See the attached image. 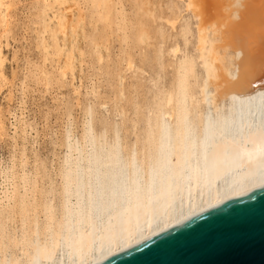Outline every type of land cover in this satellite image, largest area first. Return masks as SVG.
<instances>
[{
	"label": "bare ground",
	"instance_id": "6f19581e",
	"mask_svg": "<svg viewBox=\"0 0 264 264\" xmlns=\"http://www.w3.org/2000/svg\"><path fill=\"white\" fill-rule=\"evenodd\" d=\"M41 1L33 22L40 25L35 33L44 64L50 60L63 79L74 74L77 59L91 57L99 72L117 81L112 83L117 96L107 97H116L120 121L104 123L103 117L97 129L99 119L94 121L89 105L82 136L71 128L63 136L66 153L56 169L59 179L49 177L47 187L25 172L17 177V168L16 175L7 174L10 187L0 198V264H96L264 185V0H173L168 11L156 0ZM8 9L7 0H0L4 26ZM115 34L118 60L111 48ZM169 37L173 42L165 47ZM3 56L0 48L1 66ZM148 66L151 102L146 96V104H140L142 97L138 103L131 99L135 107L128 112L122 103L130 99L126 72H132L139 87ZM2 118L0 113L5 131Z\"/></svg>",
	"mask_w": 264,
	"mask_h": 264
},
{
	"label": "rangeland",
	"instance_id": "374dc122",
	"mask_svg": "<svg viewBox=\"0 0 264 264\" xmlns=\"http://www.w3.org/2000/svg\"><path fill=\"white\" fill-rule=\"evenodd\" d=\"M34 1L33 0L32 1L31 0H7V2L9 3V9H8V20L9 21L7 22V25H5V26L0 24V33H1V35H0V48L2 49V52L4 55L2 66L0 65V68H1L0 70L3 72V76L0 77V81H1L0 82V113L3 117L2 119H3V122L5 123L4 125H6V128H5V126H3V128H5V131H4V129H0V198H2L3 188H5L6 185H7V187L8 186L10 187V185L8 183L10 181L5 180L7 178L6 177L7 174H9L11 176V174L14 173L16 175V173H17V177H18L19 175L21 176V174H23L25 172L31 178L37 177L39 179L40 183L43 182L44 184H46L45 185L46 187L49 186V182H50V181H48L49 177L51 179H54V180L57 179V181H58L59 177L56 178V169H58V167H59L58 165H60V163H62L64 156H65V153H66V148H65L64 142L67 140L66 138L68 136V133L71 131V129H72L71 132H73L74 135L78 134L79 138L82 136L83 131H84L83 129H85V126H86L85 122H87V120H85V119H87V117H88L87 110L92 108L89 105L93 106L92 109L94 111V121L96 119H99V120H96L97 125L95 124L96 121L94 122L95 126H98V127H96L97 129H99V124H100L98 122H101L100 120H104L103 117L105 118V120H104L105 122L103 121L104 123H106V122L107 123H113L116 121L117 122L120 121V118H118V117L115 118L116 108H118L119 104L117 107H114V106H116V104L113 102H114V100H116V97H115V99L111 97V96H114V94H115V96H117V93H116L115 88H114L115 85L114 86L112 85L113 81H115V82H117V81L114 80L115 77H113L112 79H110L111 80V82H110L107 75H105L103 72L101 73V71L99 72V70H97V68H96V67H98V65L94 64L95 62L91 59V57L86 55L88 58L85 57V60L83 62L82 61L80 62V59H77L75 61L76 68L74 70V74L73 75L69 74L68 76H66L67 78L65 77L63 79L60 77L59 73L57 75V71L54 68V66L51 64L50 60L46 61V64H44L43 52L41 51V49H39L41 51V53L39 52V50H37L38 49L37 47L39 46V44H38L39 39L36 37H39L38 36L39 34L35 33V32H37V33L39 32L40 25L38 27V24L34 23L35 21L36 22L38 21V19H37L38 15L37 14H39V10H40L39 8H41L42 1L41 0H34ZM40 1H41V3H40ZM156 1L159 2L163 6L162 8H164V9L166 8V11H168L167 6L173 0H170V1L169 0H156ZM176 1L180 2V0H176ZM30 2H33V4L34 3L35 4L33 5ZM163 2H164V4H162ZM166 2H167V5L165 4ZM30 4H31V6H30ZM37 4L40 5V7L38 6V8H37ZM126 4H128V2H126ZM35 6L38 9V13L36 12L37 9L34 8ZM30 7H33L35 10H33V8H30ZM128 11H130L129 8H128ZM128 13L130 14L131 17H133V15H132L133 12H128ZM33 14H34V18L36 15V18H35L36 20L33 18ZM183 15L187 16L185 18H188L189 12L187 10H184ZM31 20H32V22H31ZM11 21H13V22H11ZM189 21L192 22V24L194 22V20H189ZM163 22H164L163 20H157L155 22V24H165ZM32 23H34V24H32ZM3 27H4V29H3ZM36 27H38V29ZM163 29H165V31H167V32H165L166 34L171 33V31L168 30V25L164 26ZM4 30L6 31V33ZM180 38H181V40H180ZM113 39L115 40V42L117 41V43H115L113 41ZM173 39H174V37H173ZM173 39H172V37H169V39H167L166 44H164V46L167 47L169 44H171V42H173ZM178 40H180V42L182 43V37L178 36ZM32 42H33V44H32ZM81 42H82V45H84V41H81ZM116 44L119 46H117ZM33 45H34V47H33ZM188 47L190 49H192L193 46L191 43H189ZM111 48H112V52H113L112 55L115 53L114 56L118 60L120 58V55L117 56V54L120 52L119 48H121V47H120L119 39L116 37V34L114 35V37H112ZM35 55L37 56V58L35 57ZM40 56L42 57V59ZM136 56L138 58L137 60L139 61L138 53H136ZM115 57H114V59H116ZM77 58H78V55H77ZM41 60H42V62H40ZM29 61H31V63ZM91 61H93V62H91ZM48 62H50V63H48ZM30 64H32V65H30ZM33 64L35 66L37 64L38 65L37 68H39V69L35 68V66H33ZM49 64L52 65L53 69H52L51 65L49 66ZM123 65H124V63H123ZM39 66L40 67L44 66V67L40 69ZM27 67H28V69H27ZM29 67H31V70ZM95 68H96V72L94 70ZM33 69H34V73L32 71ZM87 69H89V70H87ZM147 69H148V71H147L148 74L144 73L142 75L144 77V79H142V85L139 87H137L136 79L131 77L132 72L131 71L126 72V74H128L127 75L128 77L125 80L126 81L125 86H126V91H127L126 94L128 95V93H129L130 99L127 98L126 100H123L122 103L126 106V109L128 110V112L133 113V111H131L130 108H132V110H133V107H132L133 103H131V101H133L134 99H135L134 100L135 103L142 101L140 104H143L146 102L144 99H146L148 97L147 98L148 100L146 103H148V101L151 102V88H152L151 86L152 85H151V80L149 78L151 75V71L149 69H151V68L148 66ZM43 70L46 73L48 72V74L42 73ZM49 71H51V72H49ZM93 72H95V73H93ZM27 73L30 74V76H28ZM87 75L88 76L90 75L89 77L93 81H89L90 79ZM91 75L92 76L96 75V76L92 77ZM85 76H87L89 80ZM29 77L32 78L31 81H30ZM41 77L44 80L43 79L41 80L40 79ZM44 77H46V79ZM50 77H51V80L49 79ZM57 77H58V80H57ZM3 78H4V80H3ZM59 78H61V80ZM100 78L103 81L100 80ZM84 79H85V82H83ZM32 80H35V82H37L36 85H34L35 83H33L34 81H32ZM52 80L54 81V83ZM59 80L62 81L61 84L63 86L60 84L61 88H59L60 87V85L58 84V83H60ZM43 81L46 83L47 87L45 85H42V84H45V83H43ZM50 81H52V83ZM38 82H39V85H38ZM108 82H110V83H108ZM47 83H48V85H47ZM67 83H69V84H67ZM87 83L90 86H88ZM49 84H50L51 88H49L50 87ZM84 84H85V86H84ZM129 84L132 85L133 87L135 86L136 88H138V90L134 88L136 91L133 92L132 90H134V89L131 88ZM68 85H70V86L68 87ZM43 86H45V87H43ZM82 86L84 87V89L82 88ZM91 86L93 87L92 89H91ZM69 88H70V91L68 90ZM45 89H46V91H45ZM95 90L98 91L100 94L95 93ZM59 91L61 92L60 94H59ZM144 91H146V92H144ZM147 91H149V93ZM93 92L97 96L95 94H93ZM136 93L140 96H138ZM56 94H59L62 96H59ZM82 94H85V96L84 95L82 96ZM102 94H103V96L101 97ZM134 94H135L136 98H135ZM88 95H90V97ZM94 95H95V98H97V99H94ZM107 95L108 96L111 95V96L107 97ZM92 96H93V98H92ZM144 96H146V98ZM57 97H58V99H56ZM80 97H81V99H80ZM141 97H142V100H141ZM75 98H76V100H75ZM106 98H108V100ZM98 100H100V101H98ZM128 100L129 101L131 100V101L129 102ZM143 100L145 102H143ZM64 101H65V103H64ZM76 101H78V102H76ZM87 101H88V103H87ZM95 101L98 103H96ZM91 102H93L95 104H93ZM103 102H105V103H103ZM61 103H63L64 105ZM74 103H76V104L79 103V104L76 105ZM81 105H82V107H81ZM77 106H78V108H77ZM63 107H64V110L67 108V112L71 113V115L69 113L70 118L67 116L68 114H67L66 110L65 111L63 110ZM74 107H76V108H74ZM83 107L86 109L85 110L86 112H84ZM127 107L128 108L130 107V108L128 109ZM96 108H97V110H96ZM99 109H100V111H99ZM61 111H62V113H61ZM82 111L84 113H82ZM102 111H103V113H106V114L104 115L102 113ZM112 111H113V113H112ZM144 111L146 112V110H143V112ZM99 112L102 114L100 115ZM60 113L62 116L60 115ZM81 113H82V115H81ZM97 113H99V114H97ZM132 113H130V114H132ZM63 114H64V116H63ZM111 114L113 115V117ZM99 115L102 116V118ZM66 116L68 117V119ZM107 118L108 119L110 118L113 120L115 119L116 121L111 120L112 121L111 122L110 119L108 120ZM117 119H119V120H117ZM65 121H66V123H65ZM70 121H73L76 124V126H74L75 124H73V122L70 123ZM80 121H84V122L80 123ZM67 122H69V124ZM103 122H101V124ZM129 124L130 123L126 124V126L128 128L130 126ZM67 125H69L68 126L69 128L67 127ZM72 125L74 126L73 128H72ZM77 125H78V128H77ZM126 126H125L124 130L128 129ZM101 127H102V125L100 126V128ZM69 129H70V131H68ZM130 129L131 128H129L128 130L130 131ZM1 130H3L4 132ZM63 133H64V135H63ZM63 136H65L66 138ZM59 141H60V143H59ZM58 143H59V145H58ZM62 143H64V145ZM57 153H58L59 157H58ZM63 154H64V156L62 158ZM59 158L61 159V161ZM13 159L15 160V162H13ZM23 159H25V160H23ZM21 161L23 164H25L27 162V165H25L26 167L23 164H22L23 166L21 165ZM56 161H58V162H56ZM40 163H42L43 165ZM19 164L21 166H19ZM45 164H47V165H45ZM36 166H37V168H36ZM54 166H55V168H54ZM20 167H21V169H20ZM15 169H16V171H15ZM27 169L30 171V173ZM52 169L54 171H52ZM21 170H23V172ZM8 171H10V172H8ZM36 172H37V174H36ZM41 172H42V174H41ZM44 172H45V174H47V176L44 175ZM47 172H49V174ZM45 178H47V179H45ZM51 179H49V180H51ZM47 182H48V184H47ZM20 187H21V185H20Z\"/></svg>",
	"mask_w": 264,
	"mask_h": 264
},
{
	"label": "water",
	"instance_id": "95a60500",
	"mask_svg": "<svg viewBox=\"0 0 264 264\" xmlns=\"http://www.w3.org/2000/svg\"><path fill=\"white\" fill-rule=\"evenodd\" d=\"M96 264H264V185Z\"/></svg>",
	"mask_w": 264,
	"mask_h": 264
}]
</instances>
